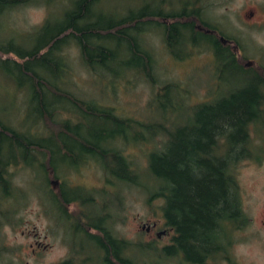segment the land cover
Instances as JSON below:
<instances>
[{
  "label": "trees",
  "instance_id": "obj_1",
  "mask_svg": "<svg viewBox=\"0 0 264 264\" xmlns=\"http://www.w3.org/2000/svg\"><path fill=\"white\" fill-rule=\"evenodd\" d=\"M32 1L0 0V17L8 9ZM45 1L48 5H60L61 11L54 17L56 11L48 7L45 18L33 28L38 39L32 48L18 50L0 44V65L11 64L25 80H30L29 100L36 102L38 111L32 125L22 130L0 118V187L3 192L0 199L11 196L7 168L17 164L30 167L28 159L36 158L53 206L62 219L72 224L71 230L82 235L94 254L92 257L86 250L87 245L83 248L73 243L68 248V256L57 264H137L125 253L133 246L144 245L112 235L104 224L108 217L104 212L99 223L94 224V217L83 209L92 201L90 196L83 194L82 187L58 177L68 168L76 167L78 162L89 159L103 171L104 182L111 189L124 182L145 191L155 187L145 195L146 201H160L161 219L174 233L169 244L157 249L161 255L178 256L189 263L215 259L221 253V242L229 246L232 232L247 224L233 167L237 160L253 154L248 130L254 127L256 110L264 108L263 72L259 80L251 70L237 65V61L245 58L235 57L217 40V34L223 36L222 33L206 23L202 9L191 0L178 2L177 9L172 8V3L160 2L157 8H143L136 13L128 11L113 18L95 13L99 0H65L68 4L62 3L63 0ZM145 26L160 32L163 47L173 60H183L194 48L205 45L211 53L215 72L219 74L220 69L228 65L236 66L246 74L249 85L228 91L217 102L210 98L198 103L203 112L194 115L191 125L183 124L173 131L159 128L161 125L156 123L117 115L113 108L79 98L62 86L64 79L69 78L67 51L71 47L77 50L79 60L88 71L96 65L107 67L109 61L129 68L132 61L133 75L155 83L153 53L144 38V34L149 33ZM202 29L212 32L208 34ZM31 62H36V66H29ZM36 67L48 69V79ZM158 89L154 94L155 103L169 89L181 90L173 82H165ZM44 92L48 97L43 96ZM65 101L67 107L62 105ZM84 116L97 119L98 130L84 125ZM38 125L44 131L30 130ZM135 125L141 131L128 142L125 131ZM108 127L111 129L106 130ZM146 132L151 135L147 136ZM156 134L166 141L148 151L143 165L127 158L121 148L113 145L115 139L126 144L144 141ZM49 140L54 143L49 144ZM56 159L62 160V164H57ZM141 176L149 177L150 184L141 181ZM54 182L57 185L52 190L48 185Z\"/></svg>",
  "mask_w": 264,
  "mask_h": 264
},
{
  "label": "rangeland",
  "instance_id": "obj_2",
  "mask_svg": "<svg viewBox=\"0 0 264 264\" xmlns=\"http://www.w3.org/2000/svg\"><path fill=\"white\" fill-rule=\"evenodd\" d=\"M180 1L183 0H99L95 13L101 12L113 18L128 11L136 13L143 8H157L160 2L172 3V8L177 9ZM191 2L202 9L207 24L215 26L223 36L236 42L245 60L253 66L256 62L264 65V0ZM62 3L68 4L65 0ZM48 7L56 11L54 17L59 15L60 5H48L45 0H34L8 9L0 17V44L18 50L32 48L38 39L33 28L45 18ZM166 9L170 10L169 7ZM145 28L149 33L144 34V38L153 53L152 74L155 83L147 82L141 75H133L132 61L129 65L132 67L129 68L109 61L107 67L96 65L91 68L92 71H88L79 60L77 50L71 47L67 51L69 78L64 79L62 86L79 98L113 108L117 115L156 123L161 125L159 128L173 131L183 124L191 125L194 115L203 112L201 106H197L198 103H205L210 98L217 102L228 91L249 85L246 74L236 66L228 65L220 69L219 74L215 72L211 53L205 45L194 48L191 55L183 60H173L163 47L160 32L152 26ZM10 65H0V118L4 123L22 130L35 121L37 104L29 100L30 80H25ZM32 65L36 66V62L29 64ZM36 70L48 79V69L36 67ZM216 74L219 75L218 79ZM165 82L177 84L183 92L169 89L155 103L154 94ZM43 96L48 97V93L44 92ZM62 105L67 107L68 102H62ZM82 122L98 130L97 119L84 116ZM253 125L260 130L254 127L248 130L253 154L237 160L233 167L247 225L232 232V241L227 249L228 260L223 262L216 257L209 264H264V227L261 222L264 205V114L261 121ZM31 129L36 132L43 130L40 125ZM138 131L141 130L136 125L128 128L125 131L126 141H133ZM150 133L146 132V135ZM165 139L156 134L147 140L126 144L115 139L113 145L121 148L127 158L143 165L148 151L159 148ZM53 143V140L49 142L51 145ZM29 161L31 166L27 168L21 164L7 168L12 189L10 198L0 199V264H57L68 256L71 244H81L83 248L87 245L82 235L72 231V224L62 219L60 212L53 206L45 176L37 166L36 158ZM55 161L62 164L60 159ZM103 175L100 167L87 159L61 172L58 177L70 185L85 188L82 189L84 195L94 196L95 201L83 207L89 216L94 217V222L99 223L98 219L104 212L108 214L104 224L111 228L116 237L144 245L133 246L125 253L135 263L193 264L184 262L178 256L170 258L157 251L170 243L171 236L160 233L163 230L158 209L160 201H146L147 192L155 187L145 191L124 182L111 189L105 184ZM146 177L141 176L140 180L150 184V178ZM56 185L57 182H54L48 186L53 190ZM2 194L0 187V196ZM153 223L154 228L151 225ZM86 250L93 257V249L89 244Z\"/></svg>",
  "mask_w": 264,
  "mask_h": 264
},
{
  "label": "flooded vegetation",
  "instance_id": "obj_3",
  "mask_svg": "<svg viewBox=\"0 0 264 264\" xmlns=\"http://www.w3.org/2000/svg\"><path fill=\"white\" fill-rule=\"evenodd\" d=\"M164 21H165V19L163 18L162 19V22L164 23ZM201 31H204V32H206V33H211L212 31L211 30H201ZM215 35H216V33H214ZM219 36L220 35H218L217 34V40H219ZM223 37V36H222ZM223 38H225V41L224 42H221L220 40V42L223 44V46H226V48L229 50V51H231L233 54H234V56L235 57H243L244 58V56H242L241 54H240V48H239V46L236 44V42L233 40V39H231V38H226V37H223ZM241 65V67L243 68V70L244 69H249V70H251V72L260 80V76H261V71L263 72V75H264V65H262V64H260V63H258V62H256V65L255 66H253L248 60H242V61H237V65ZM263 79H264V77H263ZM262 96H264V93H263V95ZM262 114H264V108H259V109H257L256 110V122L255 123H258V122H260L261 121V117H262ZM254 126V125H253ZM254 128L256 129V130H258L255 126H254ZM258 131H260V130H258ZM76 186H78V185H76ZM81 187V186H80ZM82 189H85V188H83L82 187ZM90 199L92 200V201H90V202H94L95 201V198H94V196H90ZM89 202V203H90ZM242 209V208H241ZM243 213V212H242ZM262 213H263V217H262V219H261V222H262V226L264 227V205L262 206ZM244 215V214H243ZM246 217V216H245ZM247 219V218H246ZM162 228H163V230L162 231H160V233H163V234H167V235H170L171 237L169 238L170 240H171V238H172V236H174V233H173V229H171L170 227H167L165 224H164V220H163V218H162ZM93 224V223H92ZM94 224H97L96 222H94ZM93 224V225H94ZM152 225V227L154 228L155 227V224L153 223V224H151ZM247 225V224H246ZM245 225V226H246ZM106 228L112 233V231H111V228L110 227H108V226H106ZM89 232H91L90 230H88ZM146 231H148V227L146 228ZM112 235H115V234H113L112 233ZM156 235H157V233H156ZM116 236V235H115ZM227 249H228V246H226L225 245V243H224V241H222L221 242V253H219V254H217V258H221V261H225L226 262V260H228V257H227ZM213 259L212 258H205L204 260H202V261H200V262H194L193 264H209L211 261H212Z\"/></svg>",
  "mask_w": 264,
  "mask_h": 264
},
{
  "label": "water",
  "instance_id": "obj_4",
  "mask_svg": "<svg viewBox=\"0 0 264 264\" xmlns=\"http://www.w3.org/2000/svg\"><path fill=\"white\" fill-rule=\"evenodd\" d=\"M219 40H220L221 42H224V41H225V38H223L222 36H219Z\"/></svg>",
  "mask_w": 264,
  "mask_h": 264
}]
</instances>
